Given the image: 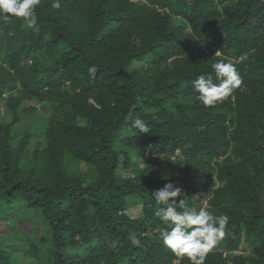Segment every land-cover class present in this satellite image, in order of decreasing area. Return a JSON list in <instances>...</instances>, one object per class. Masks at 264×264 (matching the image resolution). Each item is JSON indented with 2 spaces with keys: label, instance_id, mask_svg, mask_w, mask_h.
Returning <instances> with one entry per match:
<instances>
[{
  "label": "trees",
  "instance_id": "1",
  "mask_svg": "<svg viewBox=\"0 0 264 264\" xmlns=\"http://www.w3.org/2000/svg\"><path fill=\"white\" fill-rule=\"evenodd\" d=\"M51 3L0 16V264H188L159 236L166 183L229 217L205 264H264V0ZM218 58L242 85L205 107Z\"/></svg>",
  "mask_w": 264,
  "mask_h": 264
},
{
  "label": "clouds",
  "instance_id": "2",
  "mask_svg": "<svg viewBox=\"0 0 264 264\" xmlns=\"http://www.w3.org/2000/svg\"><path fill=\"white\" fill-rule=\"evenodd\" d=\"M41 0H0V16H14L23 19L28 27L37 25L36 8ZM51 7L59 9L60 0H52ZM220 54L219 51L215 55ZM247 59L241 57V61ZM212 74H200L191 81L197 99L205 107L222 103L242 85V78L235 64L230 60L216 59L211 64ZM131 126L141 132H148V124L141 118L132 120ZM182 189L173 183H166L154 191V199L161 207L155 215L167 224L159 230L163 245L176 257L187 258L188 264H205L207 255L226 235L229 217L216 215L207 204L197 210L185 205L183 199L177 201ZM179 209V210H178Z\"/></svg>",
  "mask_w": 264,
  "mask_h": 264
},
{
  "label": "rangeland",
  "instance_id": "3",
  "mask_svg": "<svg viewBox=\"0 0 264 264\" xmlns=\"http://www.w3.org/2000/svg\"><path fill=\"white\" fill-rule=\"evenodd\" d=\"M27 105H30L32 107H35L36 108V111L37 112H40L41 114H44V110H47V108H43L41 107L40 103L35 101V100H32L28 103H26ZM11 118V113L9 111V109L7 110L5 104H3L2 102L0 103V120L1 119H5V120H9ZM27 115H23V119L21 120L20 123H18L16 126H21L24 124V122H26L27 120ZM135 160L137 162H140L141 158L140 156H136L135 157ZM142 165V163H140ZM130 211H133V208L130 209Z\"/></svg>",
  "mask_w": 264,
  "mask_h": 264
}]
</instances>
